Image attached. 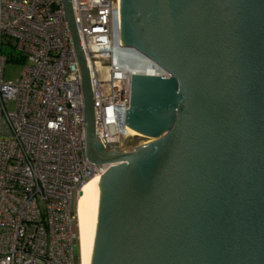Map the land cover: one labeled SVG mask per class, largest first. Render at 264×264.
Here are the masks:
<instances>
[{"label":"water","instance_id":"95a60500","mask_svg":"<svg viewBox=\"0 0 264 264\" xmlns=\"http://www.w3.org/2000/svg\"><path fill=\"white\" fill-rule=\"evenodd\" d=\"M92 185L90 264H264V0H119L120 35L166 76L131 74L125 127L152 141L105 151L70 0Z\"/></svg>","mask_w":264,"mask_h":264},{"label":"built area","instance_id":"2783aa9c","mask_svg":"<svg viewBox=\"0 0 264 264\" xmlns=\"http://www.w3.org/2000/svg\"><path fill=\"white\" fill-rule=\"evenodd\" d=\"M62 1L0 0V264H75V246L80 264L76 200L108 167L86 157L81 73ZM70 2L94 136L105 151H129L131 74L167 72L123 45L119 0ZM9 58L23 63L13 82L3 80Z\"/></svg>","mask_w":264,"mask_h":264},{"label":"bare ground","instance_id":"6f19581e","mask_svg":"<svg viewBox=\"0 0 264 264\" xmlns=\"http://www.w3.org/2000/svg\"><path fill=\"white\" fill-rule=\"evenodd\" d=\"M132 132L135 135H140L135 131ZM150 141L152 140L148 142ZM95 181L99 184L100 176L93 175L86 181L82 185L76 200L80 264H90V212L92 208V185Z\"/></svg>","mask_w":264,"mask_h":264},{"label":"rangeland","instance_id":"374dc122","mask_svg":"<svg viewBox=\"0 0 264 264\" xmlns=\"http://www.w3.org/2000/svg\"><path fill=\"white\" fill-rule=\"evenodd\" d=\"M12 51L11 47L3 45V52L6 55H9ZM23 63H17L15 61H12L10 58L5 63L4 69H3V80L5 82L9 81H15L17 78H19L21 71H22ZM150 139L138 136L136 138L131 139L130 141V150L138 145H142L144 143H147ZM132 147V148H131ZM74 255H75V264L78 263V250L77 246L74 247Z\"/></svg>","mask_w":264,"mask_h":264},{"label":"clouds","instance_id":"9594fccd","mask_svg":"<svg viewBox=\"0 0 264 264\" xmlns=\"http://www.w3.org/2000/svg\"><path fill=\"white\" fill-rule=\"evenodd\" d=\"M137 136V135H136ZM130 151V150H129Z\"/></svg>","mask_w":264,"mask_h":264}]
</instances>
